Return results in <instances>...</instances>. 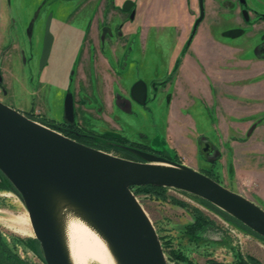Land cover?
<instances>
[{
    "label": "rangeland",
    "instance_id": "rangeland-1",
    "mask_svg": "<svg viewBox=\"0 0 264 264\" xmlns=\"http://www.w3.org/2000/svg\"><path fill=\"white\" fill-rule=\"evenodd\" d=\"M108 2V9L121 8V0ZM104 3L105 0H0V100L26 113L39 111L43 117V114L54 115L56 105L69 92L85 100L78 107L77 120L87 130L94 134L117 133L129 142L143 145L149 152L176 155L183 163L189 158L178 156L172 147L182 143L183 134L173 135L171 141L166 135L167 97L172 89L165 85L172 84L191 33L183 46L177 44L173 27L152 26L139 36L142 19L134 15L135 19L130 21L133 26L130 35L134 38L130 43L136 48L128 50V56H123L118 63L110 56L107 60L119 74L118 83L112 81L114 93L121 95V87L128 90L140 80L148 88L146 103H133L125 109L116 101L117 107L104 108L108 111L100 115L101 86L95 83L93 67L88 68L89 61L92 65L88 47L95 24L105 19ZM255 3L264 9V0H255ZM48 16L53 39L47 60L42 63L40 54ZM122 17L115 12L106 20L114 35ZM249 40L255 45V38ZM259 40L250 55L255 53L262 58L264 36ZM163 81H167L165 85ZM226 95L232 98L231 93ZM231 104L237 112L224 113L223 121L217 120L215 109L211 108L208 109L210 117L203 120V104L199 101L190 109L201 111L194 115L195 128L201 133L199 140L203 139V144L214 152L208 155L210 152L202 153L199 147V171L212 175L223 186L264 209V97L241 96ZM253 110L260 111L246 116L249 120L243 122V114ZM41 117L38 119H48ZM101 149L135 160L124 151ZM142 187L134 186L131 191L151 219L168 264H236L248 255L264 264V238L223 217L202 198L174 188H166L161 195ZM194 208L211 221L210 225H194ZM26 223L29 224L28 214L21 199L10 189H0V243L26 263L45 264L32 248L36 242L31 229L27 231ZM88 264L102 263L96 260Z\"/></svg>",
    "mask_w": 264,
    "mask_h": 264
},
{
    "label": "water",
    "instance_id": "water-1",
    "mask_svg": "<svg viewBox=\"0 0 264 264\" xmlns=\"http://www.w3.org/2000/svg\"><path fill=\"white\" fill-rule=\"evenodd\" d=\"M130 5L131 1L126 0L124 9ZM199 9L195 23L203 15V0H199ZM49 23L50 16L45 24L42 63L53 39ZM131 93L142 103L143 83L136 82ZM64 118L73 122L70 93L64 98ZM124 149L141 161L85 145L0 101V172L27 210L45 264H73L66 232L69 213L97 233L115 264H168L151 219L131 186L152 185L188 192L264 238V209L254 201L184 163L133 147ZM200 150L203 153L202 145Z\"/></svg>",
    "mask_w": 264,
    "mask_h": 264
},
{
    "label": "crops",
    "instance_id": "crops-1",
    "mask_svg": "<svg viewBox=\"0 0 264 264\" xmlns=\"http://www.w3.org/2000/svg\"><path fill=\"white\" fill-rule=\"evenodd\" d=\"M203 4V19L195 27L172 84L165 85L172 89L167 97L166 135L171 141L173 135L183 134L180 136L184 139L182 143H176L172 147L178 156L185 155L189 158L182 161L184 164L198 171L200 169L199 138H201L199 134L201 133L195 128L194 115H198L201 111L190 110L195 106L196 101L203 104V120L210 117L208 109L211 108L215 109L217 120L223 121L224 113L236 114V107L231 104L235 98L264 97V77L250 82L264 75V57H257L255 53L250 55V50L255 49L259 39L264 36V9H260L255 0H246L247 9L243 8L237 0H203ZM243 10L247 12L245 15L242 14ZM198 16V0H135V18L142 19L138 29L139 36L140 34L142 36L152 26L156 28L173 27L177 44L183 46ZM132 27L129 21L123 25L122 34H109L102 40L90 41L94 49L93 73L101 86L102 93L103 107L100 103L98 105L100 115L117 107L114 99L115 93L111 87H113L112 81L118 83L119 74L112 68L107 57L114 58L118 63L123 56H128V50L136 48L133 43H130L134 38V35H130L133 32ZM109 32H112V29H109ZM258 34L261 35L259 38ZM250 37L255 38V45L249 40ZM240 81L243 84H240ZM132 85L133 83L128 90L121 87L120 106L127 109L133 103H138L132 98ZM147 93L146 85V98ZM230 93L232 98L226 95ZM56 107L54 115H44L62 121L63 101L59 102ZM78 107H80L79 104H76L77 110L81 108ZM17 110L20 111V109ZM257 111L253 110L243 114V122H248L249 117L246 119L245 117ZM20 112L26 113V111ZM26 224L28 225L27 231L30 232L31 228L28 223Z\"/></svg>",
    "mask_w": 264,
    "mask_h": 264
},
{
    "label": "trees",
    "instance_id": "trees-1",
    "mask_svg": "<svg viewBox=\"0 0 264 264\" xmlns=\"http://www.w3.org/2000/svg\"><path fill=\"white\" fill-rule=\"evenodd\" d=\"M192 33H193V31L191 32V35H192ZM191 35L188 38L187 43L185 44V51L187 50V48L189 46V43L191 41V38H192ZM164 82H166V81H164ZM29 117L34 119V120H37V121H39V122H41V123H43L45 125H47V126H49L51 128H53V129H56L58 131L63 132L66 136H69V137H71L73 139L75 138V139H77V140H79L81 142H88L91 145L93 144V146H95V147H97L99 149H101L102 147H110V148H114L116 150L124 151V152L132 155L133 157H135L136 160L141 161L140 158H138L134 154H132L129 151H127L126 149H124V147L128 146V147H134V148H142L141 147L142 145L139 144V143H135V142H129L124 137L120 136L117 133L104 132V133H101V134H94V133L86 132V131H83V130L79 129L76 126L75 123L64 124V123H59V122H53L50 119L49 120L47 119V121L46 120H40V119H38V116H34V115H29ZM62 125L68 126L69 127L68 130L67 131L63 130L61 128ZM154 152H156V151H154ZM156 154H158L160 156H163V157H165L167 159H170V160H173V161H176V162H180L176 155L174 157H169L168 154H160L158 152H156ZM206 174L208 176L212 177V175H210L208 173H206ZM133 187L134 186H131V189ZM142 188L147 189V191L155 192V193L161 194V195H163V192L166 190V187H159V186H152V185H145ZM0 189H10V190L14 191L11 183L8 181V179L1 172H0ZM175 202L181 203V202L176 201V200H175ZM205 202L207 204H209L211 207H213L223 217H225V218H227V219H229L231 221H234V222L242 225L245 228H248L244 224H242L241 222L236 220L234 217H232L229 214H227L226 212H224L223 210H221L218 207L214 206L213 204L207 202L206 200H205ZM193 213L195 215V222H194L195 226H201V225H207V224L210 225L211 221L208 218H206L205 216H203V214L200 212V210H198L197 208H194L193 209ZM34 241L36 242V246L32 245V248L36 249V251L39 253V256H40L41 260L45 263V261H44V259L42 257L40 248H39L38 241L36 239H34ZM0 246L2 247L4 252L8 251V248H6V245L4 243H3V245H2V243H0ZM236 264H261V263L255 257H252V256L248 255V256H245V257L241 258L239 260V262H237Z\"/></svg>",
    "mask_w": 264,
    "mask_h": 264
},
{
    "label": "flooded vegetation",
    "instance_id": "flooded-vegetation-1",
    "mask_svg": "<svg viewBox=\"0 0 264 264\" xmlns=\"http://www.w3.org/2000/svg\"><path fill=\"white\" fill-rule=\"evenodd\" d=\"M109 0H105V3H104V15H105V19H103L102 21H99L98 23H96L95 24V31L91 34L93 37H90V41H94L95 39H99V40H102L106 35H113L114 34V31L112 30V32H109V29H111L110 27H109V22H107L106 20H107V18L109 19L110 18V16H112L115 12L116 13H120V14H122L123 15V17H122V19H120L118 22H117V24H116V26H115V28H116V34L115 35H120V34H122V27H123V25L125 24V23H127V22H129V21H131V20H133V18H134V15H135V0H130L131 1V5H130V7L128 8V9H124V4H125V2H126V0H121L122 2H121V8L120 9H116V8H114V7H112V9H108V2ZM238 1V3L239 4H241V6L243 7V8H245V9H247V4H246V0H243V2L242 1H240V0H237ZM108 2V3H107ZM198 2H199V0H198ZM243 11H245L246 12V10H243ZM132 12H133V17H131V14H132ZM247 13V12H246ZM199 14H200V9H199ZM242 14L244 15V13L242 12ZM203 16V15H202ZM201 19H202V17H201ZM200 19V20H201ZM199 20V21H200ZM199 21L197 22V23H195L194 24V27L192 28V31L194 32V30H195V27L197 26V24L199 23ZM191 31V32H192ZM190 32V33H191ZM43 37H44V35H43ZM89 41V47H88V51H89V60H91L92 61V65H91V63H90V61L88 62V68L90 69V68H92L93 67V60H94V54H93V51H94V49H93V45L92 44H90L91 42ZM42 43H43V41H42ZM42 49V48H41ZM262 53H264V48L262 49L261 48V50H260ZM92 58V59H91ZM47 60V59H46ZM91 65V66H90ZM94 72V71H93ZM96 80V79H95ZM138 81H140V80H138ZM138 81H136V82H138ZM0 82H1V77H0ZM135 82V83H136ZM140 82H142L143 83V85H144V88H145V97H144V101L142 102V103H139L138 101V103L139 104H145L146 103V84H145V82H143V81H140ZM164 82V81H163ZM162 82V83H163ZM167 82V81H166ZM166 82H164L163 83V85H165L166 84ZM95 83H97V81L95 82ZM134 83V84H135ZM133 84V85H134ZM133 85H132V87H133ZM69 93V92H68ZM71 94V93H70ZM132 94V93H131ZM72 96V95H71ZM65 98V97H64ZM132 98H133V96H132ZM114 99H115V102L117 101L118 103L119 102H121L122 101V96L120 95V94H118V93H115L114 94ZM134 99V98H133ZM121 100V101H120ZM125 100V99H124ZM135 100V99H134ZM1 101V100H0ZM72 101H73V122L72 123H75L76 124V126L79 128V129H81V130H83V131H86V132H90V133H92L91 131H89V130H87L83 125H80L79 124V120H77V115H78V111H77V108H76V104H79V105H82V103L85 101L83 98H76L75 96H72ZM101 102V101H100ZM121 104V103H120ZM122 106V105H121ZM123 108H125V109H127L126 107H124L123 106ZM129 109V108H128ZM19 111V110H18ZM22 113V112H21ZM23 114H25V115H27L28 117H29V115H34V116H38V117H41V115L42 114H40V113H36V112H34V111H29V113L27 112V113H23ZM43 117L44 118H48L47 116H45L44 114H43ZM43 117H41V118H43ZM49 119V118H48ZM50 119H52V118H50ZM34 120V119H33ZM55 120V119H54ZM37 121V120H36ZM39 122V121H38ZM56 122H59V123H64V124H71V123H69V122H66L65 121V118H64V99H63V120L62 121H56ZM41 123V122H40ZM41 124H43V123H41ZM43 125H45V124H43ZM45 126H47V125H45ZM47 127H49V126H47ZM49 128H51V127H49ZM61 128L63 129V130H65V131H67L68 130V126H66V125H62L61 126ZM53 129V128H52ZM54 130H56V129H54ZM58 131V130H57ZM59 132H61V131H59ZM62 134H64L63 132H61ZM65 135V134H64ZM69 137V136H68ZM71 138V137H70ZM73 139V138H72ZM74 140H76V141H78V142H81V141H79V140H77V139H75L74 138ZM81 143H83V144H85V145H88V146H91V147H94V148H97V147H95V146H93V144L91 145L90 143H88V142H81ZM203 143H205V142H203L202 140H200V145H202V150L205 152V153H207V151H209V146L207 145V144H203ZM142 148H137V149H141V150H144V151H147L145 148H143L144 146L142 145L141 146ZM134 148V147H133ZM97 149H99V148H97ZM100 150H102V149H100ZM104 151V150H103ZM149 152V151H148ZM212 154H214V152L213 151H211L210 152V154H208V155H212ZM136 160V159H135ZM137 161H139V160H137ZM27 226V228H28V225H26ZM30 227V226H29ZM28 230V229H27ZM9 250V249H8ZM3 249H2V247L0 246V261H3V262H15V263H18V264H29V263H26L22 258H20L19 256H17L14 252H12V251H5L4 253H6L5 255L3 254Z\"/></svg>",
    "mask_w": 264,
    "mask_h": 264
},
{
    "label": "bare ground",
    "instance_id": "bare-ground-1",
    "mask_svg": "<svg viewBox=\"0 0 264 264\" xmlns=\"http://www.w3.org/2000/svg\"><path fill=\"white\" fill-rule=\"evenodd\" d=\"M66 232L73 264H88L96 260L102 264H115L105 242L80 217L67 214Z\"/></svg>",
    "mask_w": 264,
    "mask_h": 264
}]
</instances>
